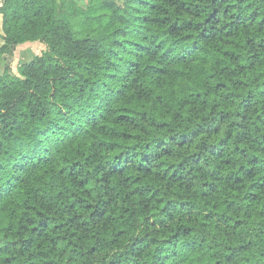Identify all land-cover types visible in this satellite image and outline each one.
Masks as SVG:
<instances>
[{"label": "trees", "instance_id": "16d2710c", "mask_svg": "<svg viewBox=\"0 0 264 264\" xmlns=\"http://www.w3.org/2000/svg\"><path fill=\"white\" fill-rule=\"evenodd\" d=\"M35 2L12 0L7 13L12 21H27L20 26L35 33L24 40L8 35L4 25L9 21L3 18L6 43L0 45V67L3 65L0 72V233L15 232L25 238L9 241L0 249V260L17 264L16 258L10 255L9 245L19 244L26 249L47 246L53 255L44 264H60L57 257H63L64 264H93L92 258H97V264H104L98 259L103 252V240L93 237L92 233L105 230V225L119 219L121 228L113 236L116 243L125 234L124 224L137 214L135 208L126 206L127 202L133 200L143 208L149 204L140 197L149 203L154 199L157 204L161 203L156 199L159 189L153 190L152 180L184 182L189 161L193 166L187 168L191 179L184 186L191 190L197 179L193 170L199 174L202 163L207 167L205 154L216 163L199 184V200L217 210L203 215L196 213L199 226L203 228L211 223L213 231H224L225 238L233 231L239 233L248 221L221 213L218 208L239 212L241 206L234 200L224 199V195L228 189L230 195H237L246 181L253 182L246 184L243 195L249 208L245 216L264 223V175H261L264 173L261 160L264 155V0H200L196 5L186 4V0H127L136 15L130 21L120 20L124 26L115 28L112 35L118 38L109 47L84 31L75 38L66 36L65 49L59 53L52 50L46 34H38L44 31L48 12L45 7H36L33 11ZM194 10L195 20L185 18V15L192 16ZM72 23L65 18L62 28L68 27L71 31ZM31 42L43 44L44 52L21 63L19 74L14 75L6 65L7 57L15 46ZM169 54L183 74L163 89L153 82L154 86L149 88L154 95L152 103L160 106L175 99L185 112L196 104L211 119L206 116L190 132L171 135L167 141L155 139L153 143L158 152L149 151L150 144H144L141 151L134 143L136 131L144 130L137 116L145 123L150 120L153 129L164 130L168 124L159 112L142 110L150 107L148 97L140 93L132 96L134 89L126 78L134 77L141 70L140 61L144 58L164 59ZM118 68H124L125 75H120ZM154 68L156 62L148 64L143 71L151 72ZM157 71L163 75L162 68ZM109 81L119 86L110 87ZM131 83L135 85L137 80L133 78ZM185 87L188 99H184ZM98 92H107L104 99L108 105L103 111L98 110L99 106L90 105L89 121L78 123L73 117L80 116L81 103ZM228 121L231 123L218 143H201L197 145L199 151H192L191 146L198 138L219 136ZM50 128L64 138L58 137L55 148L40 149V142ZM61 129L66 131L60 132ZM241 144L249 147L241 148ZM185 148L191 153L186 160L169 163L163 175L157 173L152 177L155 168L162 167L164 157H171L175 149ZM230 148L250 167L241 164L235 172L231 171L235 165L234 156L229 155ZM101 153L110 158L96 162ZM217 196L222 203H210ZM198 207L193 200H168L160 214L171 221L174 212L192 216ZM153 214H156L154 210ZM150 220L151 216L144 217L145 224ZM157 224L166 227L164 219L151 220L150 226ZM193 224L192 220L181 223L165 243H172L175 248L173 242L181 235L187 237L197 230ZM257 234L264 231L258 229ZM141 243L136 238L131 244L132 256H143ZM202 244L203 238L199 242L193 239L183 245V251L191 257ZM250 244L252 240L247 245L226 246L222 258L217 259L213 252L207 260L211 264H235L237 253L245 251ZM159 252L157 249L154 261L160 260ZM48 255L49 252H37L33 264L37 258ZM176 255L173 251L172 256ZM107 264H119V261L108 260Z\"/></svg>", "mask_w": 264, "mask_h": 264}, {"label": "clouds", "instance_id": "9594fccd", "mask_svg": "<svg viewBox=\"0 0 264 264\" xmlns=\"http://www.w3.org/2000/svg\"><path fill=\"white\" fill-rule=\"evenodd\" d=\"M251 2V0H250ZM12 0H0V18H7L9 23L4 25V28L8 29V35L13 38L24 40L26 37H29L35 33L30 31L28 28H22L21 23L27 24V21L16 20L12 21L11 17L7 15L10 10V5ZM200 0H186V4L196 5L199 4ZM36 7H45L48 12L46 17V25L44 31L38 33L39 35H45L46 38L50 40L53 45V51L62 52L65 49V37L71 36L73 38L77 37L81 32L87 31L89 35L101 39L105 47H109L111 41L117 39L118 37L113 36L112 33L115 31L116 27H123L124 25L120 23V20L130 21L136 13L133 11L132 7L127 4V0H36L33 6V11ZM143 14V13H142ZM169 14H173L169 10ZM31 13H29V16ZM65 18L71 20L72 28L69 31L68 27L62 28V22ZM187 19L195 20L197 17L195 15V10L193 11L192 16H186ZM201 19L203 16L200 17ZM130 27H135V25H130ZM194 38V37H193ZM71 43V40L68 41ZM6 43V41H5ZM156 62V68L152 69L151 72L143 71V68H146L148 64ZM142 64L141 70L137 71L135 76L132 78H126V82L131 88L134 89L132 96L136 93L145 95L148 97V103L150 107H145L143 111L150 112H159L162 119L167 120L168 127L164 130L153 129L150 127L151 121L148 123L140 121L137 116V121L140 128L144 130L136 131L134 143L140 146V150L143 151L144 144H150L151 148L149 151H160L156 149L153 141L158 138H163L167 141L168 137L171 135H177L178 133L190 132L192 128L195 127L196 123L201 122L204 117L211 119V116L208 112L204 111L201 107L196 104L191 105V110L185 112L182 104H180L175 99L171 100L165 105L157 106L152 103L154 100V95L149 91V88H152L153 82L160 85V88L168 87L171 83L175 82L183 74L181 69H178L175 60L172 58L171 54L164 59L159 57L144 58L140 61ZM90 67V66H89ZM113 67H116L113 65ZM163 69V75L157 71V69ZM118 73L120 75H125L124 68H118ZM135 78L137 84L133 85L131 80ZM110 87H118V84L113 82H107ZM187 84V80L185 79ZM187 87H185L184 99H188L187 96ZM107 95V92L95 93L90 97H86L87 102L81 103L80 105V116L73 117L78 120V123L85 124L90 119L91 110L89 106H99L98 110L103 111L104 108L108 105V100L104 99V96ZM131 98V97H130ZM227 110V109H226ZM180 115L177 116L176 114ZM212 115H215L213 112ZM175 117V118H174ZM146 120L148 118H145ZM228 121L224 124L221 133L219 136H213L208 138L205 135H202L196 140V144L191 146L192 151H199L197 145L201 143H218L219 140L224 136L225 130L227 129ZM65 129H61L60 132H65ZM63 139L64 137L60 133L56 132L55 129H49V132L46 133V137L43 138L40 142V149L44 147L55 148L57 146V139ZM31 147V145H29ZM235 147V145H233ZM241 148H248V144L239 145ZM250 152L252 151L249 149ZM190 151L185 149H175L171 157H164L162 167L155 168L152 173L154 178L157 173L163 175L164 169L168 167L169 163L179 164L181 161L186 160V157L190 155ZM253 154L260 155V153L255 152ZM229 155L234 156V167L231 171L235 172L241 164L247 165L246 160L239 155L232 153L231 148L229 149ZM106 154L101 153V155L96 158V162L102 163L105 159H108ZM261 160L264 161V155H261ZM204 161L207 162V167H204L202 163L199 167L201 172L197 174L195 169L193 170V175L197 176V179L194 181L195 187L191 190L185 188V183L191 177L187 174V168L193 167L189 161L185 166V181L180 184H173L169 180H158L153 179L154 184L153 190L159 189V195L156 199H159L161 203L157 204L155 199L149 203L145 197H140L144 199L145 203H148V208H143L142 206L135 203L133 200L127 202L128 207L135 208L136 216L132 220L127 221L124 224L125 234L123 237L119 238L116 243H113V236L115 232L119 231L121 228V221H117L111 225H105V230L97 229L92 233L93 237L102 238V255L99 256V260H102L104 264H107L108 260L118 259L119 264H132V262L138 261L139 264H211L207 260V257H210L213 252L217 254V259L222 258L226 246L238 247L239 244H248L249 240H252V244L247 246L245 251L237 253L235 264H264V234H257V230L264 231V223H258L253 217L245 216V213L249 211L248 203L243 201L244 192L247 191L246 184L252 183L253 181H246L244 187L240 188V191L237 195H230V189H228L224 195V199H231L236 201L237 204L241 206V210L236 212L233 210H226L225 207H219L218 210L221 213L226 215H235L237 218H242L248 221L239 231V233L233 231L227 238H225L224 231L217 230L213 231L211 223L208 226L201 228L199 226L198 217L196 213L200 215L205 214L207 211H216L210 207V204H206L204 201L199 200V184L201 183L204 176L215 167V163L211 158L206 154L204 156ZM94 166V165H93ZM133 176L134 173H130ZM95 175V174H93ZM264 175V173H261ZM121 177L120 179H122ZM114 182L116 178H113ZM99 190V185L96 186ZM115 187V183L113 184ZM182 201V200H193V202L198 203V207L192 216H186L176 211L173 213L174 219L169 221L166 216L160 214V209L168 201ZM210 203H215L220 205L222 203L221 197H214ZM155 211V215L153 214ZM264 210V209H262ZM171 211V209L169 210ZM151 216V220H161L166 221V227L161 228L159 224L155 227H151V220L148 221V224H145L144 217ZM192 220L194 222L193 226L197 228L191 235L185 237L181 235L177 241L173 243L176 244V247H172V243H165L169 241L170 238L175 234L177 229L180 227L181 223L184 221ZM227 230V226H225ZM99 233V235H98ZM25 237L19 235L15 232L11 234L0 233V249H3L5 245L9 244V241H22ZM136 238H140L142 243L139 245L144 251L143 256H132L129 253V248L131 244L135 241ZM203 238V244L197 250V252L189 257L183 251V245L186 242H189L193 239H196L199 242V239ZM11 248L10 255L15 257L17 264H33V257L36 256L37 252H49V255L46 257L37 258L36 264H44L45 260L52 258V253L49 251L47 246L37 248V249H26L21 248L19 244H16L15 247ZM211 248L212 251H209ZM157 249H160L159 261H154L153 257L157 254ZM177 253L176 256H172V252ZM167 257V259H165ZM60 260V264H64L63 257H57ZM93 264H97V258H92ZM0 264H5V261L0 260ZM11 264V262H8Z\"/></svg>", "mask_w": 264, "mask_h": 264}, {"label": "rangeland", "instance_id": "374dc122", "mask_svg": "<svg viewBox=\"0 0 264 264\" xmlns=\"http://www.w3.org/2000/svg\"><path fill=\"white\" fill-rule=\"evenodd\" d=\"M4 42L3 18H0V45ZM44 50L45 46L39 42L17 45L14 47L13 53L7 57L6 65L11 68L14 75H18L21 63L32 59L34 55H41ZM2 71L3 65L0 67V72Z\"/></svg>", "mask_w": 264, "mask_h": 264}]
</instances>
